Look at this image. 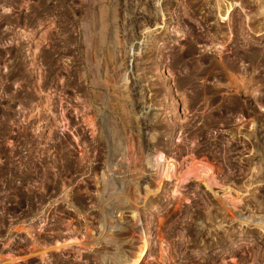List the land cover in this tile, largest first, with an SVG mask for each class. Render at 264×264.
I'll return each instance as SVG.
<instances>
[{"label":"rangeland","instance_id":"374dc122","mask_svg":"<svg viewBox=\"0 0 264 264\" xmlns=\"http://www.w3.org/2000/svg\"><path fill=\"white\" fill-rule=\"evenodd\" d=\"M142 249L264 264V0H0V264Z\"/></svg>","mask_w":264,"mask_h":264},{"label":"bare ground","instance_id":"6f19581e","mask_svg":"<svg viewBox=\"0 0 264 264\" xmlns=\"http://www.w3.org/2000/svg\"><path fill=\"white\" fill-rule=\"evenodd\" d=\"M230 9V7L229 8H227L226 9V14L228 13V10ZM110 110V109H109ZM174 110V109H173ZM176 110V109H175ZM175 112V111H174ZM102 134V133H101ZM99 138V137H98ZM140 147V146H139ZM117 150V149H116ZM139 151V150H138ZM140 152V151H139ZM111 156V155H110ZM104 157V156H103ZM105 164L107 165V167L109 168V170L108 171H106L105 170V172H101V175H99L100 176V178H99V180L101 179L103 182L105 181V178L106 177H108V174L107 173H109V171H110V167L112 166V160L113 159H108V156H107V158L105 157ZM168 163V162H167ZM117 166H119L118 164H117ZM170 166V165H169ZM106 167V166H105ZM166 167V166H165ZM167 169H168V164H167ZM115 170V169H114ZM121 170V169H120ZM161 171V170H160ZM167 172V171H166ZM165 172V173H166ZM110 174V173H109ZM112 175H113V173H112ZM100 180V181H101ZM67 203V202H66ZM132 213H134V212H132ZM133 216V215H132ZM135 217V216H134ZM30 230V229H29ZM90 231V230H89ZM142 232V231H141ZM87 233H88V231H87ZM86 233V234H87ZM149 235V234H148ZM87 236H88V234H87ZM150 236V235H149ZM86 237V236H85ZM84 237V238H85ZM92 237V238H91ZM91 237H90V235H89V240L87 241V239L84 241V243L87 241V243H86V245L88 246H86L85 245V248L88 250V251H92V247L93 246H96V245H99V244H109V245H112L113 243V241L111 242V241H109V240H107V238L105 237V236H103V234H102V232H100L99 234H97V237H95V236H92L91 235ZM93 237H95V238H93ZM147 237V236H146ZM143 241V240H142ZM39 242V241H38ZM80 243H83V242H80ZM146 244V243H145ZM80 245V244H79ZM144 245V244H143ZM84 246V245H83ZM82 246V247H83ZM39 246H34V248H35V251H36V254L39 256H41L42 257V255L44 254L43 253V251L40 253V250L39 249H41V248H38ZM98 247V246H97ZM84 248V249H85ZM86 249H85V251H86ZM43 250V249H42ZM98 250V249H97ZM146 252V251H145ZM109 253V252H108ZM36 254H35V256H36ZM45 255V254H44ZM43 255V256H44ZM144 255V249H142V250H140L138 253H137V255H136V257L134 258V259H132V260H130L128 263L129 264H132V263H136L137 261H139L141 258H142V256ZM98 256V255H97ZM106 256V255H105ZM101 258V257H100ZM119 262V261H118Z\"/></svg>","mask_w":264,"mask_h":264}]
</instances>
